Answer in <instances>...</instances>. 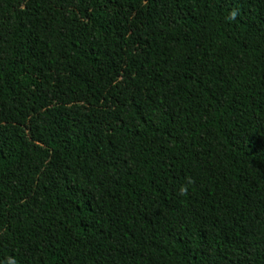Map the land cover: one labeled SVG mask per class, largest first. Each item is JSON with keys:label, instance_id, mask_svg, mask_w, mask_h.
Here are the masks:
<instances>
[{"label": "trees", "instance_id": "obj_1", "mask_svg": "<svg viewBox=\"0 0 264 264\" xmlns=\"http://www.w3.org/2000/svg\"><path fill=\"white\" fill-rule=\"evenodd\" d=\"M0 264H264V0H0Z\"/></svg>", "mask_w": 264, "mask_h": 264}, {"label": "clouds", "instance_id": "obj_2", "mask_svg": "<svg viewBox=\"0 0 264 264\" xmlns=\"http://www.w3.org/2000/svg\"><path fill=\"white\" fill-rule=\"evenodd\" d=\"M180 194H182V195H186L187 194V187L186 186H182L180 188Z\"/></svg>", "mask_w": 264, "mask_h": 264}]
</instances>
